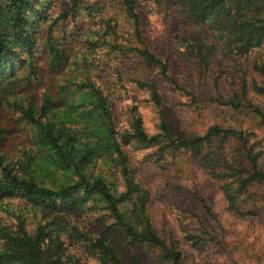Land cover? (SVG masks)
<instances>
[{
  "label": "rangeland",
  "instance_id": "rangeland-1",
  "mask_svg": "<svg viewBox=\"0 0 264 264\" xmlns=\"http://www.w3.org/2000/svg\"><path fill=\"white\" fill-rule=\"evenodd\" d=\"M152 4H138L142 40L158 58L169 61L171 74L180 84L189 86L195 102L179 95L157 69L146 67L138 55H123L114 47L137 46L121 0H84L76 12L71 11L72 0H47L46 20L39 24L36 34L33 66L18 69L12 79L17 83L16 88L0 95V125L5 132L0 152L5 164L16 174L33 178L52 189L78 180L68 170L43 163L44 154L35 144V129L16 109V104L28 107L34 100V106L39 108L46 98L49 107L46 119L66 125L71 132L87 134L91 129L85 121L80 123L78 116L85 108L94 109L92 102L100 93L108 101L119 133L129 131L134 120L140 118L149 136L159 135L160 112L148 91L138 86L140 82L152 83L159 89L166 120L176 137L203 136L214 126L241 130L260 142L256 150L262 153L260 163L264 165V125L249 109L234 110L214 102L218 96L237 97L243 104L250 103L264 112V96L248 93L244 97L242 89L229 82L238 59L227 62L220 69V55L215 57L206 83L201 86L196 80L195 84L182 54L180 38L185 28L175 19L177 8L172 10L171 19H164V11L157 13ZM50 45L60 52L59 67L53 62ZM253 57L242 61L251 76L254 75ZM86 136L81 139L84 146ZM167 144L160 142L142 150L133 143L124 142L122 147L135 180L151 194L149 211L158 234L168 245L175 243L183 252L185 264H264V214L247 219L231 215L219 184L204 169L201 158H194L183 150L161 151ZM229 147V154H232L237 153L240 145L233 141ZM29 159L31 165L25 167ZM86 171L91 177L103 176L118 193L124 191L121 167L114 162V155L111 158L102 152ZM2 177L0 169V180ZM254 193L257 197L255 208L264 210V184L254 188ZM201 200L219 223L214 239L192 247L185 236L198 232ZM92 204L95 203H89ZM93 208L70 211L66 220L96 235H106V228L112 221L104 222L101 217L108 212L104 208ZM55 217L23 199L0 202V222L13 230L22 222L26 230L33 233ZM117 242L122 244V240ZM121 250L125 264H130L137 255L145 264H152L143 252H131L123 245ZM77 255L81 257L80 253ZM81 264L98 263L93 258L81 257Z\"/></svg>",
  "mask_w": 264,
  "mask_h": 264
},
{
  "label": "trees",
  "instance_id": "trees-1",
  "mask_svg": "<svg viewBox=\"0 0 264 264\" xmlns=\"http://www.w3.org/2000/svg\"><path fill=\"white\" fill-rule=\"evenodd\" d=\"M46 1L0 0V95L11 93L16 88L17 83L12 79L18 69L33 66L36 34L39 24L46 20ZM83 1L72 0L71 11L81 9ZM121 2L137 46L114 47L123 55L135 53L146 67L157 69L163 80L171 84L179 95L195 102V95L189 86L180 84L171 74L169 61L158 58L143 42L139 2L153 3L157 13L164 11V19H171L172 10L177 8L175 19L185 28L180 38L182 54L195 84L197 81L201 86L206 83L215 57L220 55V69L227 62L238 59L229 75V82L238 85L244 97L248 93L264 96V0ZM50 53L59 67V50L50 45ZM252 55L253 76L242 62ZM214 82L218 87V80ZM138 86L148 91L160 112L159 135L149 136L140 118L134 120L129 131L119 133L108 101L100 93L92 102L94 109L85 108L78 116L80 123L85 121L89 125L87 128L91 130L87 134L71 132L66 125L46 119L49 108L46 98L39 108L34 106V100L28 107L16 104V109L35 129V144L44 154L43 163L68 170L78 180L56 189L48 188L33 178L16 174L13 168L5 164L0 152V169L3 173L0 202L19 198L34 208L56 215L33 233H29L22 222H19L16 230L0 222V264H81V257L93 258L98 264H125L121 245L131 252L145 253L152 264H185L183 252L175 243L168 245L156 231L149 211L151 194L135 180L128 168V160L122 149L124 142L133 143L142 150L168 142L161 151L183 150L190 152L194 158L200 157L204 169L219 184L231 215L240 219L262 217L264 210L255 208L257 197L254 193V188L264 184V165L260 163L262 153L256 150L260 142L253 140L247 132L221 126L211 127L203 136L176 137L166 120L164 99L157 86L149 82H140ZM214 102L234 110L249 109L264 125V112L250 103L243 104L237 97L218 96ZM4 134L0 125V147ZM85 135L87 143L84 146L81 139ZM233 141L240 148L237 153L229 154V143ZM102 152L111 158L114 155V162L121 167L124 181V191L121 193L113 190L103 176H88L86 169L96 162ZM28 161L25 167L31 165V160ZM91 202L95 204L90 206ZM92 207L96 210L104 208L108 212L101 217L104 222H108L107 219L112 221L106 228V235H96L66 220L68 212L77 209L85 211ZM200 210L198 232L185 236L192 247H199L214 239L215 227L219 223L204 200L200 201ZM118 239L122 240V244H118ZM130 264L145 263L137 255Z\"/></svg>",
  "mask_w": 264,
  "mask_h": 264
}]
</instances>
